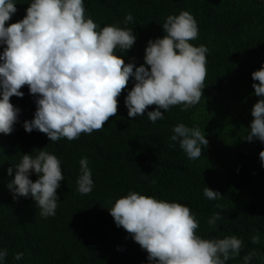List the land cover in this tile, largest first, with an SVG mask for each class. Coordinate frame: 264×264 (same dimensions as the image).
<instances>
[{
  "label": "clouds",
  "instance_id": "clouds-1",
  "mask_svg": "<svg viewBox=\"0 0 264 264\" xmlns=\"http://www.w3.org/2000/svg\"><path fill=\"white\" fill-rule=\"evenodd\" d=\"M16 5L27 8L26 15L8 24ZM85 13L84 0H29L23 4L0 0V46H4L0 54V133L13 131L20 112L15 106L25 115V131L36 130L34 136L19 140L24 154L17 165H11L16 147L8 153L5 139H0V154L4 149L0 155L4 179L0 227L5 208L25 203L24 197L29 195L35 201L29 205H36L31 206L33 211L26 207L10 229L0 233V264H42L40 255L19 251L11 255L7 247L18 245V232L32 216L43 222L44 240L51 246L55 220L61 214L69 218L75 239L72 245L96 238V264H108L112 254L120 253L108 233L121 227L134 239L136 249L147 252L152 264H226L239 257L240 238H201L196 231L199 222L188 206L150 194L162 187V182L152 180L156 172L138 174L134 158L121 161L115 156L113 142L99 136L121 115L139 131L162 120V112L192 113L204 103L211 51L208 42L198 38L195 18L189 11L169 15L162 25L165 35L146 38V49L136 60H144V64L137 67L122 58V52L135 44L134 28L101 27ZM131 21L129 13L124 23ZM251 75L258 81L252 87L259 99L248 125L230 146L239 165L251 158L255 161V150L256 161L264 162V147L259 144L264 143V66ZM130 86L127 111L118 107V98ZM172 131L170 140L178 141L189 159L202 156V147L209 142L199 127L179 123ZM116 133L126 148L138 147L139 135L133 128H117ZM81 138L86 139L84 154L74 156L68 165H61L58 155L49 149L57 142ZM13 171L16 174L10 180ZM141 179L147 183L145 190L129 192L131 184ZM115 188L120 197L107 203ZM203 192L209 200L221 197L208 187ZM219 219L221 215L216 213L207 223L215 227ZM259 240V235L251 237L252 244ZM254 257L257 252H248L244 264ZM49 262L61 264L55 250Z\"/></svg>",
  "mask_w": 264,
  "mask_h": 264
},
{
  "label": "trees",
  "instance_id": "trees-1",
  "mask_svg": "<svg viewBox=\"0 0 264 264\" xmlns=\"http://www.w3.org/2000/svg\"><path fill=\"white\" fill-rule=\"evenodd\" d=\"M27 1L15 0L22 4ZM16 7L17 11L8 24L18 22L26 15L27 8ZM84 7L86 16L101 27L134 28L135 44L127 52H122V58L125 63L131 62L137 67L144 64V60H136L146 49V38H162L165 35L162 25L169 15H178L181 11H189L193 15L198 25V38L207 41L211 51L209 90L204 103L194 107L196 112L192 113L162 112V120L139 131L121 115L99 136L113 142L115 156L121 161L134 158L140 168L138 174L144 176L156 172L152 180L158 184L162 182V187L150 194L188 206L199 222L196 231L201 238L235 235L243 241L240 256L226 264H244L243 257L251 251L257 252L258 257H254L250 264H264V162L256 161L255 150V161L251 158L246 164L239 165L232 158L233 148L230 147L248 125L251 110L259 99L252 87L258 81H253L251 74L264 66V0H84ZM129 13L133 21L125 24ZM3 47L0 46V54ZM130 82L134 85V78ZM132 87H128V91ZM126 96L122 91L118 107L128 111ZM15 107L20 112L13 131L3 138L0 135V139L7 138L13 145L36 134V130L31 133L25 131V115L21 107ZM179 123L199 127L206 136L209 143L206 148L202 147L200 158L189 159L179 147V142L170 140L173 127ZM117 128H133L139 135L138 147L126 148L118 140ZM259 144L264 147V143L259 141ZM85 145L86 139L81 138L72 143L57 142L49 149L58 155L60 162L68 160L65 164L68 165ZM29 178L32 180V174ZM145 183L144 179L134 181L129 192H143ZM3 184V173H0V185ZM205 187L219 192L221 197L209 200L203 192ZM118 193L115 188L114 196L107 199V203L120 197ZM24 198L25 203H15L4 209L0 233H6L26 207L33 211L31 206L36 205L29 204L35 201L30 195ZM216 213L221 215V219L213 227L207 221ZM55 221L51 246L44 240L43 222L32 216L26 227L18 232V245L8 246V252L11 255L16 251L40 255L42 264H50L49 259L55 250L61 264H96V238L72 245L75 239L71 236L68 216L61 214ZM111 230L108 239L120 253L112 254L108 264H152L147 259V252L136 249L134 239L122 227ZM119 232L124 235L120 236ZM253 235H259V243H251ZM0 244H3L1 240Z\"/></svg>",
  "mask_w": 264,
  "mask_h": 264
},
{
  "label": "bare ground",
  "instance_id": "bare-ground-1",
  "mask_svg": "<svg viewBox=\"0 0 264 264\" xmlns=\"http://www.w3.org/2000/svg\"><path fill=\"white\" fill-rule=\"evenodd\" d=\"M127 93H128V87L123 91L124 96L127 95ZM0 135L2 136V138L6 136V134H4V133H0ZM4 139H5L6 144H7V146H8V153L10 152V150H11L12 148L16 147V150L13 152V156H12L13 159H12V163H11V165H12V164H15V162H16V165H17V163H19L20 160L22 159V155L24 154V151H22V147H21L20 143L16 142L15 145L11 146V145L9 144V140H8L7 138H4ZM83 154H84V151H81V152L78 153V155H83ZM66 163H68V160H63V161H61V164H66ZM14 166H15V165H14ZM12 173H14V175H13ZM12 173H11V175H10V177H9L10 180H11V177H12V176H15L16 171H13ZM9 190H10V188L7 189L6 194H7V192H8ZM61 208H62V209H65V207H63V206H61ZM34 236H35V234L32 235V238H33Z\"/></svg>",
  "mask_w": 264,
  "mask_h": 264
}]
</instances>
